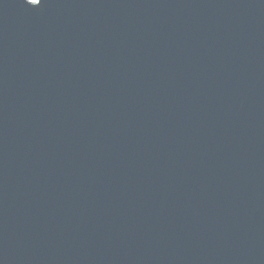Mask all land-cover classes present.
I'll list each match as a JSON object with an SVG mask.
<instances>
[{
	"label": "water",
	"instance_id": "95a60500",
	"mask_svg": "<svg viewBox=\"0 0 264 264\" xmlns=\"http://www.w3.org/2000/svg\"><path fill=\"white\" fill-rule=\"evenodd\" d=\"M0 0V264H264V0Z\"/></svg>",
	"mask_w": 264,
	"mask_h": 264
},
{
	"label": "snow or ice",
	"instance_id": "6c2138e0",
	"mask_svg": "<svg viewBox=\"0 0 264 264\" xmlns=\"http://www.w3.org/2000/svg\"><path fill=\"white\" fill-rule=\"evenodd\" d=\"M41 3V0H37V2L35 4H40Z\"/></svg>",
	"mask_w": 264,
	"mask_h": 264
}]
</instances>
